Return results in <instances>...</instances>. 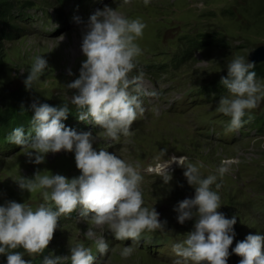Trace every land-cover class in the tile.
<instances>
[{
  "label": "rangeland",
  "instance_id": "obj_1",
  "mask_svg": "<svg viewBox=\"0 0 264 264\" xmlns=\"http://www.w3.org/2000/svg\"><path fill=\"white\" fill-rule=\"evenodd\" d=\"M1 1L14 8L11 19L0 26V107L4 105V110L13 105L17 110L13 117L4 114L0 118V205L15 201L35 208L44 202L43 190H20L14 181L21 176L32 179L38 171L69 179L80 175L74 152L48 153L43 163L35 164L24 155L26 149L9 143L7 137L17 127H23L25 134L31 130L33 104L76 107L70 103L76 90L66 86L79 77L86 59L81 45L91 15L107 6L126 17L140 18L146 25L136 41L142 52L136 60L137 69L131 73H143L144 93L138 95L144 112L132 124L131 135H121L115 140V152H109L141 170L144 205L154 207L159 220L166 221L164 230L147 233L169 244L183 239L182 229L193 230L195 219L180 224L175 210L179 202L189 199L188 194L195 195L184 176L185 169L178 167L174 177L169 175V182L165 177L144 175L149 165L172 155L186 156L202 165L203 178L217 175L220 188L215 184L212 188L221 197L218 211L229 219L235 216L237 221L228 264H239L241 257L232 252L236 236L243 241L249 234L264 235V101L246 114L247 122L235 131L227 130L230 117L216 108L220 98L229 95L221 84V78H227V65L237 56L249 62L250 55L264 47V0H149L148 4L144 0ZM30 2L34 5L26 7ZM35 56H43L48 68L29 88L24 81ZM257 80L264 83L263 78ZM150 91L155 94L150 95ZM61 122L78 133L91 132L96 137L93 148L103 149V130L90 120L80 121L68 114ZM227 158L233 161L221 177L216 170ZM78 212L60 217L59 230L56 228L43 256L70 257L71 247L77 244L92 247L94 240L85 236L89 228L97 238L110 237L107 226L96 227ZM113 247L124 245L115 242ZM117 255L119 251L104 264H173L178 259L172 249L165 252L170 258L166 263H156L137 251L127 259ZM32 257L25 253L24 259ZM0 264H7L5 254H0Z\"/></svg>",
  "mask_w": 264,
  "mask_h": 264
},
{
  "label": "clouds",
  "instance_id": "obj_2",
  "mask_svg": "<svg viewBox=\"0 0 264 264\" xmlns=\"http://www.w3.org/2000/svg\"><path fill=\"white\" fill-rule=\"evenodd\" d=\"M128 2V0H125ZM145 4L149 0H144ZM146 25L140 18H129L116 9L105 6L91 15L82 37L81 50L85 56L79 77L66 87L76 90L70 103L78 109L80 121H91L103 130L106 138L115 141L121 135H131V125L144 112L138 93L141 92L143 73L133 76L137 69V57L141 48L136 41L143 35ZM48 68L43 56H35L27 79L29 87ZM254 64L237 56L227 65V78H221L228 96H222L216 111L230 117L228 131L239 130L244 117L264 101V83L258 82L251 69ZM69 74L71 71L69 70ZM137 93V94H134ZM153 95L155 93H152ZM34 116L31 130L25 134L23 127L15 128L7 137L9 143L26 149L24 155L35 164L45 161L48 153L74 152L75 164L80 171L71 179L61 174L37 172L32 179L15 180L21 191L32 193L43 190V203L33 208L29 203L8 201L0 205V254H5L7 264H29V256L41 255L54 238L60 217H68L79 210V217L89 220L96 227L112 232L115 240L131 239L139 242L145 232L164 230L166 221L159 220L154 207L144 205L141 170L128 160L108 150L93 148L96 137L91 132L78 133L66 127L69 106L53 107L49 104H33ZM251 116L248 117L251 120ZM34 133V135H33ZM178 159L184 168V176L195 189L193 199H184L175 209L180 224L195 219L194 228L182 242L173 245L178 257L173 264H228L230 246L235 237L236 217L226 218L218 211L222 206L216 183L217 175L203 178L200 167L186 156ZM225 161L216 171L224 176L228 171ZM165 171V182H169ZM171 176V175H170ZM94 240L101 256L109 252V244L103 236L89 228L85 233ZM18 249H23L19 251ZM113 253L127 259L136 251L134 244L117 249ZM241 257L239 264H264V235L249 234L232 249ZM96 264L92 248L84 244L71 247L70 257L45 256L42 264Z\"/></svg>",
  "mask_w": 264,
  "mask_h": 264
},
{
  "label": "trees",
  "instance_id": "obj_3",
  "mask_svg": "<svg viewBox=\"0 0 264 264\" xmlns=\"http://www.w3.org/2000/svg\"><path fill=\"white\" fill-rule=\"evenodd\" d=\"M61 1H63V0H61ZM64 1H66V0H64ZM33 5H34V3L30 2L29 4H27L26 7H29V6L32 7ZM13 6L14 5H12L11 3L3 2L0 0V26L7 24L6 23L7 19H11L10 16L13 12V8H14ZM251 70L252 71L256 70L255 72L257 74V77L264 78V63H259V64L255 65L254 68ZM1 79H2V72L0 71V82H1ZM17 93L18 92L14 93L13 95H16ZM61 106H63V105H58L57 103L54 105V107H58V108ZM2 107H4V105ZM2 107H0V111H2V112H0V118L3 117L2 115H4V114L5 115L9 114V115H11V117H13V115L16 113V110H17L13 105L9 106V107L6 106V108H4V110L2 109ZM76 111L73 109L72 110L70 109V112H69L70 117H72V118L78 117L77 116L78 112H76ZM1 121H2V119H1ZM18 250L23 251V249H18ZM46 250H48V249H46ZM44 257L45 256H40L39 258L38 257L37 258L36 257L30 258L29 264H42Z\"/></svg>",
  "mask_w": 264,
  "mask_h": 264
},
{
  "label": "water",
  "instance_id": "obj_4",
  "mask_svg": "<svg viewBox=\"0 0 264 264\" xmlns=\"http://www.w3.org/2000/svg\"><path fill=\"white\" fill-rule=\"evenodd\" d=\"M251 62L264 61V47L258 48L249 57Z\"/></svg>",
  "mask_w": 264,
  "mask_h": 264
},
{
  "label": "bare ground",
  "instance_id": "obj_5",
  "mask_svg": "<svg viewBox=\"0 0 264 264\" xmlns=\"http://www.w3.org/2000/svg\"><path fill=\"white\" fill-rule=\"evenodd\" d=\"M174 162L176 164H179L178 163V159L176 161H172V159H171V161H167V163L165 164V167H172V165L174 164Z\"/></svg>",
  "mask_w": 264,
  "mask_h": 264
}]
</instances>
